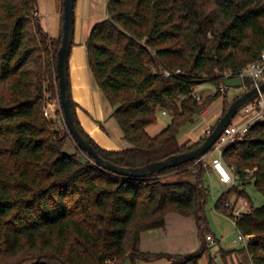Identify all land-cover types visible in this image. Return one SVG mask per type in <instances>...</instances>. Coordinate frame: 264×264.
Listing matches in <instances>:
<instances>
[{"label":"trees","instance_id":"16d2710c","mask_svg":"<svg viewBox=\"0 0 264 264\" xmlns=\"http://www.w3.org/2000/svg\"><path fill=\"white\" fill-rule=\"evenodd\" d=\"M57 4L61 27L53 37L38 16L39 0H0V264H123L161 257L197 264L211 247L208 164L190 160L149 177L121 175L97 165L63 120L45 115L46 94L59 96L63 0ZM85 45L93 81L115 107L110 116L128 145L110 150L95 141L78 118L70 84L76 124L103 158L142 166L199 146L208 129L192 143L180 139L182 129L216 100L222 99V115L227 111L228 80L240 78L264 50V0H108L107 16L92 26ZM206 83L214 90L198 99L196 88ZM253 87L251 78H240L234 100ZM159 113L171 120L151 135L147 128ZM222 159L235 166L239 180L215 207L231 217L232 195L248 200L250 211L236 227L251 235L242 250L254 264H264V204L254 206L246 191L254 184L264 194V119L243 140L225 145ZM171 173L181 178L163 180ZM172 213L195 218L199 250L142 251L143 232L166 226ZM231 252L222 249V257Z\"/></svg>","mask_w":264,"mask_h":264},{"label":"rangeland","instance_id":"374dc122","mask_svg":"<svg viewBox=\"0 0 264 264\" xmlns=\"http://www.w3.org/2000/svg\"><path fill=\"white\" fill-rule=\"evenodd\" d=\"M107 6L108 0H91V15L90 17H84L83 21L94 22L104 19L107 16ZM78 14V11H77ZM38 16L43 19V24L48 30L51 36L57 37L60 33L61 27V18L58 13V4L57 0H39V10ZM229 88L228 89V99L232 103L235 96L240 91L239 83L240 79L238 77H233L228 80ZM226 89V90H227ZM214 87L209 84H202L196 88V92L201 96H206L212 93ZM226 92V91H225ZM47 96V107L50 112V119L57 120L61 122L63 119L62 111L59 96L52 95L50 93L46 94ZM223 103L222 99L216 100L208 110L202 113V115H197L195 117V123L186 125L181 132L180 139L183 141V135L187 134L194 127L208 129L212 125H215L218 119L222 116L223 112ZM114 106L110 103L105 102V112L106 114L111 113L114 110ZM242 114V109L239 111L238 115L234 120H238ZM214 117V118H213ZM171 116L169 114L159 113L158 121L155 124L148 126V132L151 135H155L163 130L167 124L170 122ZM108 131L116 138L120 140V134L122 130L119 127L118 123L114 118H110L107 122H104ZM198 128V129H199ZM205 134V133H204ZM121 143H128L121 138ZM67 151L71 152L72 150L67 148ZM211 176L212 173H210ZM207 176L210 187V196L205 206V214L208 221V232L213 234L220 242L217 245H210V250L205 251L199 258L197 264H238L234 261H230L229 254L225 258L217 257L216 260H211V256H215L216 252L222 249L225 251H231L233 249H238L243 247V243L239 241H234L240 231L237 229L232 218L220 212L216 209L215 204L216 200L221 196V194L226 191L231 186L224 185L222 182L216 180L214 177ZM165 181H176L181 177L177 173H171L162 177ZM246 191L254 204V206H261L264 204V194L256 189L254 184H248L246 186ZM238 196L232 195L231 202L236 203L235 205L241 203ZM235 206V207H236ZM175 217L178 219L176 222L172 221ZM208 234V233H207ZM199 234L198 226L196 220L193 216H183L178 213H172L168 217V224L161 228L151 229L144 232L143 241H141V250L145 252H162L167 251L171 252L173 255H183L187 253H195L199 250L202 240ZM209 244V243H208ZM174 262L167 257H161L154 260H145L137 259L133 262L130 258L126 259L123 264H173ZM31 264V263H28ZM185 264H193L191 262ZM244 264H253L251 259H247Z\"/></svg>","mask_w":264,"mask_h":264},{"label":"water","instance_id":"95a60500","mask_svg":"<svg viewBox=\"0 0 264 264\" xmlns=\"http://www.w3.org/2000/svg\"><path fill=\"white\" fill-rule=\"evenodd\" d=\"M76 0H63V33L61 45L57 53L56 72L59 88V102L63 110L64 122L77 145L91 156L97 165L125 176L149 177L167 168L181 163L196 160L201 161L221 136L225 128L233 121L236 114L253 101L260 92H264V82L254 86L236 98L220 117L214 129L205 137L204 141L194 149L173 154L165 159L151 162L138 167L116 165L103 158L90 141L84 136L76 124L71 106L70 86V56L75 37Z\"/></svg>","mask_w":264,"mask_h":264},{"label":"crops","instance_id":"0c3cea01","mask_svg":"<svg viewBox=\"0 0 264 264\" xmlns=\"http://www.w3.org/2000/svg\"><path fill=\"white\" fill-rule=\"evenodd\" d=\"M90 15L91 0H76L75 44L72 47L69 62L71 94L73 99L77 102L76 112L83 128L103 148L119 150L127 146L125 143L123 144L120 141L121 138H123V133L120 134L121 138L119 140L118 138L114 137L106 128L104 122H107V120L112 118L110 115L113 111L106 114L105 102L108 101L103 97L102 92L95 85L88 66L85 42L89 36L92 26L97 22L96 21L93 24L92 22L83 21L85 16L90 17ZM100 124H102L103 127ZM198 128L199 127H194L192 130H190V132L184 134L183 141H190V143H192L202 137L207 131V128ZM212 175L213 176H210L220 181L218 175L214 171L212 172ZM224 185L227 186V184ZM173 219H175L172 220L174 222L178 220L175 217H173ZM143 238L144 232L142 234L141 241H143ZM243 247L231 250L232 252L229 254L230 261L232 260L235 263L244 264L248 258L251 259V256L248 254V252L242 250ZM162 252L171 253L167 251Z\"/></svg>","mask_w":264,"mask_h":264},{"label":"built area","instance_id":"2783aa9c","mask_svg":"<svg viewBox=\"0 0 264 264\" xmlns=\"http://www.w3.org/2000/svg\"><path fill=\"white\" fill-rule=\"evenodd\" d=\"M166 75H170L171 71L166 70ZM240 78L244 79L249 77L252 79L254 86H259L264 81V50L261 53L260 58L244 67L238 75ZM244 89H247V85H243ZM197 98L200 99V94H196ZM165 113V111H164ZM239 113V112H238ZM236 114V116L238 115ZM45 115L50 116L49 109L45 108ZM235 116V117H236ZM234 117V118H235ZM264 119V92H260L259 95L251 101L249 104L242 108V114L238 120H234L225 128L221 136L215 142L211 150L202 157L201 161L205 165H209L212 170L218 175L219 180L229 186H234L239 180V176L236 174V168L234 165H226L222 159L223 148L225 145L243 140L248 133L250 127L257 122ZM211 131L208 129V134ZM241 203L234 209V214L231 216L233 222L237 223V220L243 215L250 211V205L247 199L241 197ZM251 235L244 234L240 231V234L234 241H239L244 244V247L248 245ZM206 240L209 245H217L220 242L213 234L208 233L206 235ZM217 257H222L220 251L216 252L214 260Z\"/></svg>","mask_w":264,"mask_h":264}]
</instances>
